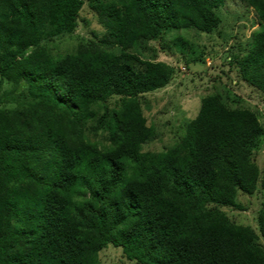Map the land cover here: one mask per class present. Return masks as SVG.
Returning <instances> with one entry per match:
<instances>
[{"label":"trees","instance_id":"16d2710c","mask_svg":"<svg viewBox=\"0 0 264 264\" xmlns=\"http://www.w3.org/2000/svg\"><path fill=\"white\" fill-rule=\"evenodd\" d=\"M82 2L0 0V80L16 92L0 98L16 102L0 106V264H97L106 244L139 264H264L255 243L264 207L257 233L206 207L240 208L237 190H254L255 114L205 96L174 145L143 152L155 133L137 94L167 83L172 68L143 60L136 69L123 51L106 50L180 28L209 32L223 0H89L100 45L51 56L42 42L71 33ZM247 2L264 27V0ZM237 66L264 94V29ZM110 95L118 107L99 112ZM96 129L99 145L86 135Z\"/></svg>","mask_w":264,"mask_h":264},{"label":"rangeland","instance_id":"374dc122","mask_svg":"<svg viewBox=\"0 0 264 264\" xmlns=\"http://www.w3.org/2000/svg\"><path fill=\"white\" fill-rule=\"evenodd\" d=\"M107 1V0H104ZM219 22L209 32L192 27L180 28L154 38H144L125 50L119 46L107 47L118 54L123 51L130 56L134 68H140L143 60L161 61L172 68L170 79L164 85L137 94L143 124L151 128L155 137L142 143L141 151L166 150L181 136L185 125L199 109L201 98L211 95L229 109L253 112L261 128L257 143L250 150L248 159L257 168V182L250 194L237 190L235 202L240 206L229 207L213 203L206 207L221 211L227 222L250 227L257 233L256 215L264 207V94L252 84L241 79L237 61L247 51L251 37L264 27L258 13L247 0H223L215 9ZM104 33L89 0H83L76 17V26L71 33L55 36L42 42L46 52L53 57L73 54L79 48L100 45ZM181 41V47L175 44ZM31 48L25 53L28 54ZM15 95L10 82L0 80V98ZM120 96L110 95L99 112L118 107ZM14 107L15 101L0 103ZM90 140L102 143L103 132L96 129L86 134ZM255 243L264 251V239L258 236ZM97 264H139L125 258L119 247L106 244L96 253Z\"/></svg>","mask_w":264,"mask_h":264}]
</instances>
